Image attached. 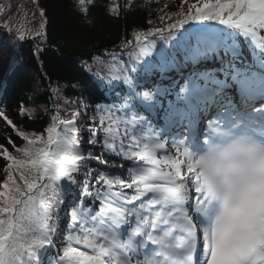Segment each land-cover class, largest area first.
<instances>
[{
  "label": "snow or ice",
  "instance_id": "6c2138e0",
  "mask_svg": "<svg viewBox=\"0 0 264 264\" xmlns=\"http://www.w3.org/2000/svg\"><path fill=\"white\" fill-rule=\"evenodd\" d=\"M71 2L89 28L99 19L93 8L116 19L146 4ZM180 5L174 23L165 25L172 16L161 15L154 27L149 18L146 30L122 42L135 41L142 55L95 50L88 59L107 65L96 71L80 58L83 73L107 76L110 103L70 99L66 93L80 82H66L62 92L50 74L44 83V73L37 86L47 94L42 115L31 100L33 107L21 101L16 112L0 103V264H264V151L234 148L218 171L197 167V150L218 135L244 134L264 145V0ZM6 12L11 5H0V30L31 41L33 55L42 57L45 9L36 28L27 14L13 28ZM190 22L203 26L146 63L157 44L149 38L171 45ZM154 71H175L183 82L161 76L171 83L153 91L140 74ZM25 120L43 127H25Z\"/></svg>",
  "mask_w": 264,
  "mask_h": 264
},
{
  "label": "trees",
  "instance_id": "16d2710c",
  "mask_svg": "<svg viewBox=\"0 0 264 264\" xmlns=\"http://www.w3.org/2000/svg\"><path fill=\"white\" fill-rule=\"evenodd\" d=\"M14 1V0H8ZM123 5L124 0H117ZM196 0H188V3H195ZM169 5V8H165ZM180 0H151V3L145 4L143 12H135L128 15L121 13V15L113 19L110 16H105L103 10L100 8H93L92 14L99 19L94 27H87L81 23V17L73 10L71 0H39V4H34L33 0H24L20 4H11V12H6L8 18L12 21L13 28L19 26L23 22L24 15L27 14L28 27H38L41 17L39 15L40 8H44L46 16L43 18L47 21V39L46 46L48 50L42 57L33 55L31 41H17L14 34H9L0 30V103L7 105L13 112L18 111L17 104L25 101L26 107H33L27 101H34L35 114L42 115L44 108L40 105L47 99V94H40L37 90L38 84L41 83L39 77L41 73L45 74L44 83L48 82V74L51 75L53 84L59 81L61 91L64 90L66 82L70 83L74 80L80 82V88L76 92L68 91L67 97L70 99L76 98L77 95L81 99L86 100L89 104L110 103L113 97L109 96L107 85L108 80L105 75L101 77H89L81 70V57H83L89 65L92 66L93 71L101 67H106L102 62L97 61L93 63L88 59L95 50L103 49H116L119 47L120 52H129L132 50V55H142L135 48V41L128 47H123L122 42L126 39L132 38V33L136 31L146 30L148 27L147 21L151 18L157 21L154 27L160 26L159 17L161 15L168 17L172 16L171 20H165L167 23H174L176 19L180 18L175 15L180 10ZM5 7V9H7ZM150 9V11H149ZM186 11L187 4L184 5ZM32 13H35L33 16ZM2 19V18H0ZM144 25V29H140L137 25ZM196 22H190L184 29L180 30L177 36V41L180 37L190 28L199 27ZM217 27H220L219 25ZM156 49L161 52L162 50L169 54L175 49L171 45H164L158 38ZM127 58V57H126ZM42 61L44 67L40 66ZM153 57L147 58L146 63H154ZM119 69L113 67V74H118ZM143 81H150V77L145 78L143 72L140 74ZM61 111L60 116L63 118L68 117V112L64 110L65 106L63 101H60ZM16 119V117H10ZM47 120V116H44ZM25 127L31 122L28 120L23 121ZM4 127L0 121V129ZM32 129L39 130L43 127L41 123H31ZM24 128L18 129L23 131ZM4 133L0 132V136ZM3 141L0 140V143ZM17 144L21 141L17 140ZM11 150V149H10ZM15 154V153H14ZM112 160L109 159V164ZM3 161H0V174H2ZM50 249L45 250L42 255L45 256Z\"/></svg>",
  "mask_w": 264,
  "mask_h": 264
},
{
  "label": "clouds",
  "instance_id": "9594fccd",
  "mask_svg": "<svg viewBox=\"0 0 264 264\" xmlns=\"http://www.w3.org/2000/svg\"><path fill=\"white\" fill-rule=\"evenodd\" d=\"M234 148L253 149L255 151H264V145L256 144L250 137L244 134L231 135L226 138L216 136L210 139L207 144H203L198 149L199 167L203 171L219 170L225 156ZM222 197L217 195V211L222 205Z\"/></svg>",
  "mask_w": 264,
  "mask_h": 264
},
{
  "label": "rangeland",
  "instance_id": "374dc122",
  "mask_svg": "<svg viewBox=\"0 0 264 264\" xmlns=\"http://www.w3.org/2000/svg\"><path fill=\"white\" fill-rule=\"evenodd\" d=\"M3 0H0V5L4 6V7H7L6 6V1L7 2H10L11 4H20L23 2V0H14V1H8V0H5L4 2H2ZM195 1V0H194ZM161 84L163 85H169V82H162ZM148 87V86H147ZM149 88V87H148ZM174 153V151H173ZM51 254V253H50Z\"/></svg>",
  "mask_w": 264,
  "mask_h": 264
},
{
  "label": "bare ground",
  "instance_id": "6f19581e",
  "mask_svg": "<svg viewBox=\"0 0 264 264\" xmlns=\"http://www.w3.org/2000/svg\"><path fill=\"white\" fill-rule=\"evenodd\" d=\"M183 170V169H182ZM184 171V170H183Z\"/></svg>",
  "mask_w": 264,
  "mask_h": 264
}]
</instances>
